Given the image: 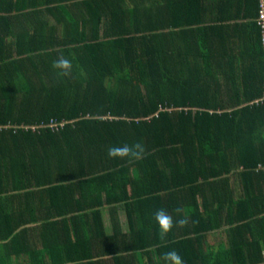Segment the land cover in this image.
I'll use <instances>...</instances> for the list:
<instances>
[{"label":"trees","instance_id":"obj_1","mask_svg":"<svg viewBox=\"0 0 264 264\" xmlns=\"http://www.w3.org/2000/svg\"><path fill=\"white\" fill-rule=\"evenodd\" d=\"M260 6L0 0V264H264ZM160 208L189 223L163 234Z\"/></svg>","mask_w":264,"mask_h":264},{"label":"clouds","instance_id":"obj_2","mask_svg":"<svg viewBox=\"0 0 264 264\" xmlns=\"http://www.w3.org/2000/svg\"><path fill=\"white\" fill-rule=\"evenodd\" d=\"M52 67L58 70L57 75L69 76L73 69V63L69 58L60 56L53 61ZM107 155L112 159L119 158L122 160L128 159L130 161L140 160L146 155V146L141 142L113 145L107 149ZM182 211L181 208L175 209L177 214ZM154 218L163 234L171 232L174 227H184L189 223V218L187 216L176 220L173 215L164 208L157 209ZM163 258L168 264H184L183 258L175 250L164 253Z\"/></svg>","mask_w":264,"mask_h":264},{"label":"crops","instance_id":"obj_3","mask_svg":"<svg viewBox=\"0 0 264 264\" xmlns=\"http://www.w3.org/2000/svg\"><path fill=\"white\" fill-rule=\"evenodd\" d=\"M218 11H216L217 13ZM250 19H241L239 20V23H243V22H249ZM237 21L235 20H232L231 21V24H234L236 25ZM114 206H119V205H112V206H105L104 208H102V214L104 216V222H105V229H106V232L108 234H111V225H110V214H111V211L110 209ZM119 210V214H120V220H121V223H122V227H125L123 225V219L124 217H126V214ZM226 228H229V227H226ZM123 230L125 231L126 229L123 228ZM206 242H207V250H212L214 252L216 251H220V250H226V249H231L232 248V242L230 241L227 233L225 232V229H220V231H217L215 233H211L207 236L206 238ZM209 242H212L211 244V247L209 246ZM224 254V253H223ZM217 256V255H216ZM214 256V260L215 262H218V261H222V253L221 255L219 256Z\"/></svg>","mask_w":264,"mask_h":264},{"label":"built area","instance_id":"obj_4","mask_svg":"<svg viewBox=\"0 0 264 264\" xmlns=\"http://www.w3.org/2000/svg\"><path fill=\"white\" fill-rule=\"evenodd\" d=\"M260 13H259V25L262 29V37H263V46H264V0H260ZM259 103H264V96L258 101ZM63 125V124H62ZM52 126H56L53 124Z\"/></svg>","mask_w":264,"mask_h":264},{"label":"rangeland","instance_id":"obj_5","mask_svg":"<svg viewBox=\"0 0 264 264\" xmlns=\"http://www.w3.org/2000/svg\"><path fill=\"white\" fill-rule=\"evenodd\" d=\"M123 225L125 226L123 228L126 229V226H127V219H126V217H124V219H123Z\"/></svg>","mask_w":264,"mask_h":264}]
</instances>
